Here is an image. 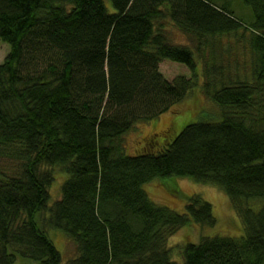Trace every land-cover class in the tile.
Listing matches in <instances>:
<instances>
[{
  "label": "trees",
  "instance_id": "trees-1",
  "mask_svg": "<svg viewBox=\"0 0 264 264\" xmlns=\"http://www.w3.org/2000/svg\"><path fill=\"white\" fill-rule=\"evenodd\" d=\"M108 1L0 0V264H60L48 228L76 245L65 264H264V0H242L246 20L235 0ZM168 22L191 44L170 43ZM162 61L190 76L166 79ZM195 89L217 117L125 153L123 135ZM170 177L220 187L243 234L172 259L173 233L216 220L198 194L182 212L154 203L144 185Z\"/></svg>",
  "mask_w": 264,
  "mask_h": 264
},
{
  "label": "rangeland",
  "instance_id": "rangeland-1",
  "mask_svg": "<svg viewBox=\"0 0 264 264\" xmlns=\"http://www.w3.org/2000/svg\"><path fill=\"white\" fill-rule=\"evenodd\" d=\"M109 11L111 3L105 0ZM233 13L236 17H252L251 10L242 0L234 1ZM165 33L170 43L191 44L190 37L183 34L172 23L164 25ZM233 39L231 38L230 41ZM223 41H227L224 39ZM192 46V45H191ZM9 52V45L0 41V63ZM160 73L168 80L175 76H190L189 70L182 64L162 61L159 64ZM197 71L200 74L202 64L197 63ZM201 82V78H199ZM219 110L200 89L192 91L181 103L159 117L136 124V126L122 136L121 142L125 153L133 155L145 150L154 152L161 148L166 140L172 139L185 125L204 119L217 117ZM5 165V164H4ZM55 179L49 187L50 197H60V185L64 176L57 168L54 170ZM144 190L149 198L156 204L166 205L177 212H182L186 201L191 195L198 194L212 207V214L216 224L212 227L196 224L186 225L179 228L167 239V245L172 249L171 257L180 261L179 248L187 242H198L202 236H228L238 237L243 234L242 222L237 213L231 207L226 193L218 186L211 184L196 183L190 178H155L144 185ZM257 209V204L254 205ZM47 234L61 254V263L65 264L68 259L76 254V245L67 235L58 230L48 228ZM23 262L17 257L15 264Z\"/></svg>",
  "mask_w": 264,
  "mask_h": 264
}]
</instances>
